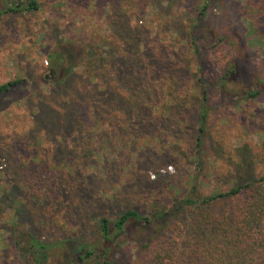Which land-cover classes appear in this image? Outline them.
<instances>
[{
  "label": "rangeland",
  "instance_id": "374dc122",
  "mask_svg": "<svg viewBox=\"0 0 264 264\" xmlns=\"http://www.w3.org/2000/svg\"><path fill=\"white\" fill-rule=\"evenodd\" d=\"M18 1L27 0H0V84L19 80L0 93V186L18 174L25 182L18 183V193L0 197V264H24L13 243L19 236L92 240L96 217L128 208L164 212L187 194L214 196L210 219L201 226L208 233L233 204L217 194L264 174V43L246 31L259 14L248 0H211L201 18V0H35L36 9L8 10ZM193 21L198 65L189 46ZM117 25L139 42L133 55L148 60L139 69L147 78L139 80H152L148 100L128 101L129 121L123 109L135 95L125 94L120 83L130 53L120 51ZM220 38L223 48L216 46ZM228 52L235 70L223 81ZM53 53L62 62L59 73L49 69ZM100 87L105 100L116 101H100L105 113L94 121L93 91ZM74 103L79 122L65 126L63 115ZM44 107L60 118L55 132L40 121ZM197 211L170 212L167 242L196 241L199 253V236L174 223L177 216L197 218ZM150 226L129 229L117 240L116 264H149L150 238L160 229Z\"/></svg>",
  "mask_w": 264,
  "mask_h": 264
},
{
  "label": "trees",
  "instance_id": "16d2710c",
  "mask_svg": "<svg viewBox=\"0 0 264 264\" xmlns=\"http://www.w3.org/2000/svg\"><path fill=\"white\" fill-rule=\"evenodd\" d=\"M248 1L251 6L258 8L259 14L257 17L249 19V26L246 31L249 35L260 37L257 41L264 43V38L262 40V35L264 36V0ZM210 2L211 0H201L199 2L198 18L207 14ZM37 6L35 0L18 1L15 5L10 6L8 10L18 13L24 10L36 9ZM196 26L197 21H193L188 31L189 46L195 63L198 65L201 61V53L195 37ZM115 33L117 37L119 36L118 40L122 43L120 51L126 50L127 53H130V56L124 57V61H122L121 74L123 80L120 83L121 88L126 91L125 94L135 95L134 98L130 97L127 99L125 109H123L125 117H128L126 120L129 121L134 117L130 114L131 106H128V101L132 100L135 105L136 103L141 105L143 100L144 102L148 100L147 94H152L150 92L152 90V80H139L141 74L146 77L139 69L146 66L148 60H141L138 55H133V47L139 43L135 39L134 33L123 25H117ZM247 37L250 38L251 36L247 35ZM216 43V46L223 48L222 38L218 39ZM216 53L219 54V59L220 52ZM226 55H231V53L228 52V54L222 56L224 62L223 71H225L221 76L223 81L225 79L228 80L235 70V65L229 63L232 60ZM99 60V58H94V61ZM49 62L51 72L59 73L62 71V62L56 53L49 56ZM18 82L19 80H11L1 83L0 93L8 92ZM221 87H225V85L221 83ZM93 94V96H96L94 99L97 100V103H95L97 106H91V112L95 118L94 121H96L100 115L105 113L104 110L100 109L102 106L99 102L104 101L106 102L105 105L109 106L116 99L110 97L105 100L102 96L106 94L103 87L95 89ZM87 99L85 98V100ZM94 99H90V101H95ZM148 102L152 103L151 101ZM77 106V103H74V108L69 110L71 113L63 115L62 121H64L65 126L76 125L79 122H76L73 116L77 111L75 108ZM42 110L44 111V118L40 120L41 123H44L50 132H55L57 129L56 123H59L60 118L52 108L44 107ZM167 116L170 117L168 113ZM85 122L88 128L89 124L87 121H82L81 123L85 124ZM199 131L203 132V127L200 126ZM196 139L198 151L201 146L199 141L200 133ZM195 154L197 159H199V153L196 152ZM245 159L246 156H244V165H246ZM25 174L27 176L30 175L28 172H25ZM195 179L196 177L193 176L191 184L193 191H196ZM19 182H25V178L20 174L16 176L14 182H8L9 188L8 186H0V197L18 193ZM263 182L264 174L244 184L234 186L228 192H219L217 194L219 196L228 195L227 197H230L233 204H230L220 218L209 226L208 233L213 232L214 237L206 233L201 227L210 219L207 206L214 199V196L187 194L171 204V207L164 212L144 215L137 209L128 208L113 217L109 215L96 217L94 224L95 237L92 240H88L83 236L73 237L71 235L54 242L47 240L40 234H28L24 237L19 236L13 240V243L17 247L24 264H50L54 261L64 262L65 264H116L113 251L118 242L117 240L127 234L129 229L150 228L152 227L150 225L154 223V226L160 225V229L156 236L150 238L153 241L151 244L153 252L149 264H264V189L260 188ZM188 207L198 209L197 218L189 219L186 216H177L174 223L177 226H181L183 223V227L184 225L189 227L184 228L186 231L191 229L189 232L199 236L201 239L199 240V253L193 251L192 245L196 247V241L189 243L185 242L186 239L183 238L182 240L167 242L166 238H164L165 233L169 229L170 212L176 211L177 214ZM256 207L259 209L255 210ZM18 211L19 208H14L13 215L15 213L18 216ZM187 250L191 252L187 253Z\"/></svg>",
  "mask_w": 264,
  "mask_h": 264
}]
</instances>
